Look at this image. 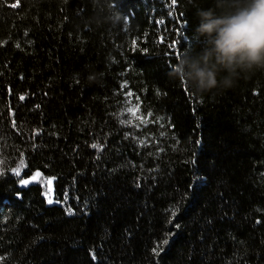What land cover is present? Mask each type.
<instances>
[{
  "label": "trees",
  "instance_id": "obj_1",
  "mask_svg": "<svg viewBox=\"0 0 264 264\" xmlns=\"http://www.w3.org/2000/svg\"><path fill=\"white\" fill-rule=\"evenodd\" d=\"M199 9L0 0V264H264V70L170 77Z\"/></svg>",
  "mask_w": 264,
  "mask_h": 264
},
{
  "label": "clouds",
  "instance_id": "obj_2",
  "mask_svg": "<svg viewBox=\"0 0 264 264\" xmlns=\"http://www.w3.org/2000/svg\"><path fill=\"white\" fill-rule=\"evenodd\" d=\"M222 11L199 9L195 35L199 50L177 57L169 76L198 93L233 88L241 76L264 70V0H217ZM121 15L109 17L119 23ZM89 83L98 82L91 74Z\"/></svg>",
  "mask_w": 264,
  "mask_h": 264
},
{
  "label": "snow or ice",
  "instance_id": "obj_3",
  "mask_svg": "<svg viewBox=\"0 0 264 264\" xmlns=\"http://www.w3.org/2000/svg\"><path fill=\"white\" fill-rule=\"evenodd\" d=\"M176 2H177V0H172V3H173V4H175ZM16 6H17L16 4H13V5H12V7H16ZM134 43H135V42H134ZM128 95H131V93H129ZM20 99H24V97L21 96ZM137 110H138V107H137ZM128 111L132 112L133 115H135V111H134L133 109H128ZM148 115L151 116V113H149ZM138 119H141L142 122H146V121L144 120L143 117H138ZM93 147H97V145H93ZM20 163H21V166H23V160H21ZM20 170H21L20 167H17V168L12 169V171H13L14 173H16L17 175H19ZM40 177H41V173H40V172H36V173H35L30 179H22V180L20 181V183H21V184H28V183H30L31 181H35V180L39 179ZM46 183H47V185L49 186V191H51L52 178H48V179L46 180ZM51 202H52V201L49 200V203H51ZM173 215H175V212H173ZM162 243H163V244H167V243H168V240L165 239ZM161 250H162V249H161ZM153 252L158 254V248H153Z\"/></svg>",
  "mask_w": 264,
  "mask_h": 264
},
{
  "label": "bare ground",
  "instance_id": "obj_4",
  "mask_svg": "<svg viewBox=\"0 0 264 264\" xmlns=\"http://www.w3.org/2000/svg\"><path fill=\"white\" fill-rule=\"evenodd\" d=\"M30 183H28V184H22L23 186H28Z\"/></svg>",
  "mask_w": 264,
  "mask_h": 264
},
{
  "label": "water",
  "instance_id": "obj_5",
  "mask_svg": "<svg viewBox=\"0 0 264 264\" xmlns=\"http://www.w3.org/2000/svg\"><path fill=\"white\" fill-rule=\"evenodd\" d=\"M36 181H38V180H36ZM34 183H36V182H34Z\"/></svg>",
  "mask_w": 264,
  "mask_h": 264
}]
</instances>
